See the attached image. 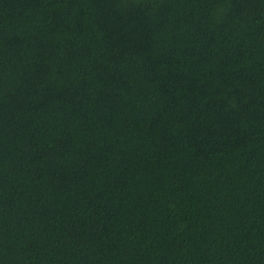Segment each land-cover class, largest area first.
Segmentation results:
<instances>
[{
  "label": "trees",
  "instance_id": "obj_1",
  "mask_svg": "<svg viewBox=\"0 0 264 264\" xmlns=\"http://www.w3.org/2000/svg\"><path fill=\"white\" fill-rule=\"evenodd\" d=\"M0 264H264V0H0Z\"/></svg>",
  "mask_w": 264,
  "mask_h": 264
}]
</instances>
